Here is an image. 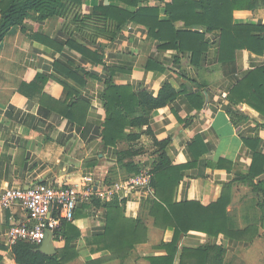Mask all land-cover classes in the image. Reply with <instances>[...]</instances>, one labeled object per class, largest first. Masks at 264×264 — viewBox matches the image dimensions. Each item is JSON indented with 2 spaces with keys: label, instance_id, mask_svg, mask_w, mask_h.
I'll return each mask as SVG.
<instances>
[{
  "label": "crops",
  "instance_id": "crops-1",
  "mask_svg": "<svg viewBox=\"0 0 264 264\" xmlns=\"http://www.w3.org/2000/svg\"><path fill=\"white\" fill-rule=\"evenodd\" d=\"M257 1L253 10L236 11L235 22L264 25V0ZM167 2L171 0H151L149 5L163 8ZM107 3L115 1L84 0L83 5L85 11H90L95 5ZM148 31L146 26L130 22L111 40L103 36L91 38L92 30L68 23L65 18L49 17L29 18L25 29L17 27L6 34L0 44V194L9 188L79 184L87 176L101 186L126 180L124 169L112 168L117 164L118 150L128 144L106 145L102 137L107 117L103 94L108 79L134 91L147 88L153 95L166 81L179 91L150 120L155 138L170 140L167 153L173 164L196 162L184 171L176 189L178 202L213 203L225 185L248 173L254 153L264 154V118L243 108L250 118L237 123L230 119L226 96L239 74L225 72L217 63L213 43L218 32L206 35L210 47L201 68L196 69L190 53L160 48ZM42 36L49 38L43 40ZM70 40L100 53L102 62L67 46ZM241 58L244 69L264 64V56L250 52ZM38 75L45 76V81H37ZM195 95L202 104L198 99L194 101ZM196 138L201 141L193 146ZM134 147H144L150 153L139 162L142 167L151 166L156 157L152 153L158 150L152 137L142 135ZM220 159H225L220 168L207 165ZM108 177L114 180L110 185L106 184ZM233 187L229 212L251 199L252 211H239L237 219L241 224L259 219L258 196L246 185L235 183ZM245 189L250 194L240 195L239 190ZM150 197L136 192L121 203L126 217L143 218L147 239L137 244L123 263L115 259L104 264H151L148 258L165 254L159 246L169 243L174 232L153 224V218L143 208L144 200ZM92 200L79 204L72 223L80 232L72 243L78 256L66 264H86L110 255L93 243L105 230L108 211L104 206H95ZM25 223L31 220L19 206L0 209V264H18L7 232L12 225ZM263 234L260 231L254 244L247 245L223 236L213 239L205 233L191 232L180 242V249L210 241L224 246L222 264H264V246L259 245ZM53 241L56 250L65 245L64 240ZM243 252L256 257L244 258ZM179 257L180 253L175 264Z\"/></svg>",
  "mask_w": 264,
  "mask_h": 264
},
{
  "label": "trees",
  "instance_id": "trees-1",
  "mask_svg": "<svg viewBox=\"0 0 264 264\" xmlns=\"http://www.w3.org/2000/svg\"><path fill=\"white\" fill-rule=\"evenodd\" d=\"M114 1V4L95 5L90 11H85L84 0H0V44L10 30L17 27L25 29V21L29 18H65L68 23L92 30L91 38L103 36L110 40L133 22L146 26L160 48L190 53L191 64L200 69L210 47L206 35L218 32L213 43L217 49V63L225 72L239 74L226 96L230 119L237 123L250 118V114L242 112L244 106L252 114L264 118V64L254 68L246 66L244 69L241 63L245 52L264 56V25L236 23L234 18L238 10L255 9L257 0H171L163 8L149 5L151 0ZM177 24L182 26L178 27ZM196 28L201 30L197 31ZM38 37L41 38L40 35ZM48 38L42 36L43 40ZM67 46L92 57L97 63L102 62V55L85 44L70 40ZM44 78L38 75L37 81L44 82ZM106 84L103 101L107 117L102 132L103 142L106 145L128 144L126 148L118 150L117 164L112 169H124L126 175L123 179L140 173L143 167L135 159L147 150L134 147V143L144 134L151 136L154 146L158 147L152 153L156 157L150 166V185L154 192L149 200H144L143 208L148 210L156 227L171 229L174 233L169 243L159 246L165 254L148 258L150 263L175 264L180 253L178 264H222L226 250L220 243L207 241L196 248L185 246L180 249V242L191 232L205 233L213 239L223 236L241 244H254L260 231H264V154L256 151L248 173L238 175L232 183L225 185L217 201L208 205L194 200L178 202L176 189L184 177V171L196 162L173 164L167 153L170 140L156 139L150 120L153 113L171 103L179 91L169 81L163 84L157 95L147 88L134 91L130 86L118 85L112 79H108ZM195 97L194 101L198 99L202 104V99L198 95ZM196 141L201 140L196 138L193 146ZM224 160L220 159L217 163L210 161L207 165L220 168ZM113 182L108 177L106 184ZM235 183L246 185L258 196L256 206L261 217L246 222L244 227L239 221L236 222L228 210ZM125 202L126 198L116 197L108 202L93 198L95 206H104L108 211L105 230L93 243L100 245V250H108L110 255L86 264H104L115 259L123 263L135 246L147 239L145 221L142 217H126L121 206ZM72 223L63 221L55 232V239L65 241L64 247L58 248L55 255L44 254L39 250V245L18 241L12 248L16 262L66 264L77 257L78 250L72 243L80 232Z\"/></svg>",
  "mask_w": 264,
  "mask_h": 264
},
{
  "label": "built area",
  "instance_id": "built-area-1",
  "mask_svg": "<svg viewBox=\"0 0 264 264\" xmlns=\"http://www.w3.org/2000/svg\"><path fill=\"white\" fill-rule=\"evenodd\" d=\"M151 167L145 166L140 173L110 186H101L91 176L84 177L79 184L48 187L39 185L30 188H9L0 194V209L14 206L27 211L31 223L12 225L7 232L10 245L26 241L41 246L47 233L53 234L63 221L73 222L79 204L99 198L108 202L116 197L128 198L133 193L152 196L150 185Z\"/></svg>",
  "mask_w": 264,
  "mask_h": 264
},
{
  "label": "rangeland",
  "instance_id": "rangeland-1",
  "mask_svg": "<svg viewBox=\"0 0 264 264\" xmlns=\"http://www.w3.org/2000/svg\"><path fill=\"white\" fill-rule=\"evenodd\" d=\"M252 68H254V67H252ZM247 110H248V108L246 107V106H244ZM249 111V110H248ZM150 155V153L147 151V152H145L144 154H142V155H140V156H138V157H136V161L137 162H139V159H142V160H144V159H146L148 156ZM239 192L241 193L240 195H242V192L243 193H249V190L248 189H245V190H243V191H241V190H239ZM250 194V193H249ZM254 202H255V200H254ZM250 203H252V200L251 199H248V200H246L245 202H243L240 206H234V207H232L231 208V210H232V216H233V218L236 220V222L238 223V219H237V216H238V212L239 211H241L242 213H244V211H252V205L250 204ZM240 223V222H239ZM241 224V223H240ZM245 224L246 223H243L242 222V224L241 225H244L245 226ZM263 231V230H262ZM263 233H264V231H263ZM264 235V234H263ZM55 242L57 243V239H55ZM259 245L261 246V247H263L264 246V237L262 238V243H259ZM241 255L244 257V258H250V260H254V257H256V255L254 254V253H252L251 255H247V253L245 252H243V253H241ZM263 257H264V255H262ZM264 261V260H263ZM253 264H255L254 262H253Z\"/></svg>",
  "mask_w": 264,
  "mask_h": 264
},
{
  "label": "water",
  "instance_id": "water-1",
  "mask_svg": "<svg viewBox=\"0 0 264 264\" xmlns=\"http://www.w3.org/2000/svg\"><path fill=\"white\" fill-rule=\"evenodd\" d=\"M53 240H54L53 234L48 232L45 240L39 247V250L48 256L55 255L57 253V250Z\"/></svg>",
  "mask_w": 264,
  "mask_h": 264
}]
</instances>
